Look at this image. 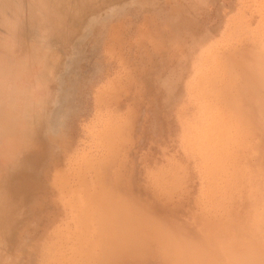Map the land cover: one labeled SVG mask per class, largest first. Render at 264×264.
<instances>
[{
    "label": "rangeland",
    "instance_id": "rangeland-1",
    "mask_svg": "<svg viewBox=\"0 0 264 264\" xmlns=\"http://www.w3.org/2000/svg\"><path fill=\"white\" fill-rule=\"evenodd\" d=\"M0 264H264V0H0Z\"/></svg>",
    "mask_w": 264,
    "mask_h": 264
},
{
    "label": "bare ground",
    "instance_id": "bare-ground-1",
    "mask_svg": "<svg viewBox=\"0 0 264 264\" xmlns=\"http://www.w3.org/2000/svg\"><path fill=\"white\" fill-rule=\"evenodd\" d=\"M74 100H72V102H73ZM74 103V102H73ZM222 132V131H221Z\"/></svg>",
    "mask_w": 264,
    "mask_h": 264
}]
</instances>
